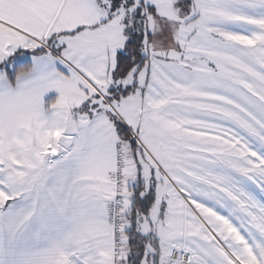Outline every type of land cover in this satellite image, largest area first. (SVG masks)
Returning a JSON list of instances; mask_svg holds the SVG:
<instances>
[{"label":"snow or ice","instance_id":"obj_1","mask_svg":"<svg viewBox=\"0 0 264 264\" xmlns=\"http://www.w3.org/2000/svg\"><path fill=\"white\" fill-rule=\"evenodd\" d=\"M0 264H264V0H0Z\"/></svg>","mask_w":264,"mask_h":264}]
</instances>
